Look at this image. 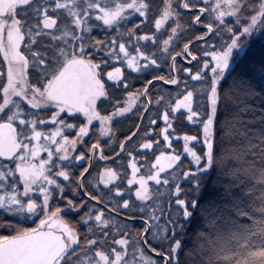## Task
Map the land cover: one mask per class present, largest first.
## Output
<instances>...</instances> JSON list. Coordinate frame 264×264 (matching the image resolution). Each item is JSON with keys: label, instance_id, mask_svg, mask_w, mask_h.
Returning <instances> with one entry per match:
<instances>
[{"label": "snow or ice", "instance_id": "obj_1", "mask_svg": "<svg viewBox=\"0 0 264 264\" xmlns=\"http://www.w3.org/2000/svg\"><path fill=\"white\" fill-rule=\"evenodd\" d=\"M0 264H264V0H0Z\"/></svg>", "mask_w": 264, "mask_h": 264}, {"label": "trees", "instance_id": "obj_2", "mask_svg": "<svg viewBox=\"0 0 264 264\" xmlns=\"http://www.w3.org/2000/svg\"><path fill=\"white\" fill-rule=\"evenodd\" d=\"M130 126L131 122H125L121 125V131L126 132ZM231 126L234 130L225 134L224 144L222 145V150L226 154L227 158H230V154L237 151H241L243 153L246 147L244 136L239 126L234 123Z\"/></svg>", "mask_w": 264, "mask_h": 264}, {"label": "water", "instance_id": "obj_3", "mask_svg": "<svg viewBox=\"0 0 264 264\" xmlns=\"http://www.w3.org/2000/svg\"><path fill=\"white\" fill-rule=\"evenodd\" d=\"M169 87H171V86H169ZM153 255H155V254H153Z\"/></svg>", "mask_w": 264, "mask_h": 264}]
</instances>
